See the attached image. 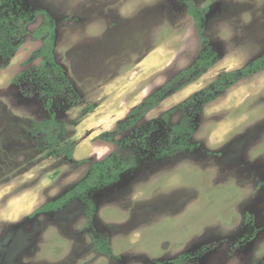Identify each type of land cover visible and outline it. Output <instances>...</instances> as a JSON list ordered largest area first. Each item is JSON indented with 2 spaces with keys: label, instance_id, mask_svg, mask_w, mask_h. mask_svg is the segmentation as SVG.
Here are the masks:
<instances>
[{
  "label": "rangeland",
  "instance_id": "obj_1",
  "mask_svg": "<svg viewBox=\"0 0 264 264\" xmlns=\"http://www.w3.org/2000/svg\"><path fill=\"white\" fill-rule=\"evenodd\" d=\"M186 1L3 0L0 264H264V68L203 91L264 56V0H190L207 9L203 41ZM40 10L55 23L54 58L71 82L50 102L29 73L41 59L27 62L42 44L31 37ZM204 56L213 62L205 74L109 141L134 106ZM50 112L58 146L75 145L72 160L33 128ZM181 121L191 133L169 155ZM112 153L132 168L61 211L35 213ZM98 238L109 256L95 250Z\"/></svg>",
  "mask_w": 264,
  "mask_h": 264
},
{
  "label": "trees",
  "instance_id": "obj_2",
  "mask_svg": "<svg viewBox=\"0 0 264 264\" xmlns=\"http://www.w3.org/2000/svg\"><path fill=\"white\" fill-rule=\"evenodd\" d=\"M3 4V0H0V7ZM186 12L196 24L200 38L203 41V20L207 13V9H199L192 1L187 0ZM37 15L43 16V22L31 33V37L33 40H40L42 44L31 54L27 62L34 59H41L39 66L32 68L29 73H34L38 84L43 88V93L47 95V102H50L53 96H60L62 91L70 89L71 82L65 75L61 66L56 63L54 58L56 26L53 19L43 10L38 11ZM24 25L25 24L21 26V35L27 34V31L24 29ZM0 37L1 40H3L5 38V34L0 35ZM212 66L213 62L211 59L204 56L196 60L194 64L188 68L180 71L172 78L170 83H166L163 87L145 98L141 103L134 106L126 115L124 121L117 122L114 131L111 134L108 133L109 141L113 142L115 134H120L124 131L133 129L147 113L155 109L166 98L170 89H174V92L181 90L183 87L189 85L197 80V78L205 74ZM263 68L264 56H261L252 60L248 65L238 71L224 72L220 74L212 84V92L210 90L203 91L204 93L207 91L209 93L223 92L235 84L239 79L251 76ZM21 76L22 74L17 77L20 78ZM184 79L185 82L183 84L175 87ZM196 96L198 95L189 97L180 105L184 106L191 103ZM172 111L173 110H170L162 114L161 119L166 121ZM91 112H93V108H89L86 113L90 114ZM33 128L36 133L42 136V140L50 146V150L55 149V153L53 155L66 154L68 160L73 159V152L75 148L73 143L66 142L63 145L58 146V136H60L62 130L59 121L53 112H50L47 119L41 122H33ZM190 133L188 123L185 121H181L177 125L172 126L169 132L170 146L167 154H174L177 150L181 149V147L185 145V139L190 135ZM86 161L87 160H83L82 163ZM131 168V163L124 162L116 153H112L106 158L91 164L86 175L80 181L74 184L61 196L48 201L46 204L37 209L35 213L61 211L76 197H81L90 190L101 188L115 182L122 173ZM94 242L95 249L99 253L108 256L111 254L110 247L106 239L95 240Z\"/></svg>",
  "mask_w": 264,
  "mask_h": 264
},
{
  "label": "flooded vegetation",
  "instance_id": "obj_3",
  "mask_svg": "<svg viewBox=\"0 0 264 264\" xmlns=\"http://www.w3.org/2000/svg\"><path fill=\"white\" fill-rule=\"evenodd\" d=\"M37 213H44V212H37ZM49 213H52V212H49ZM54 213V212H53ZM45 214H47V213H45ZM102 239H104V238H98L97 240H102ZM106 239V238H105ZM107 240V243H108V245H109V242H108V239H106ZM96 250V249H95ZM97 251V250H96ZM98 252V251H97ZM99 253V252H98ZM101 254V253H100Z\"/></svg>",
  "mask_w": 264,
  "mask_h": 264
}]
</instances>
